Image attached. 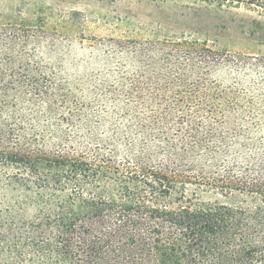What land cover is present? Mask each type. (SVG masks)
<instances>
[{"label":"trees","instance_id":"trees-1","mask_svg":"<svg viewBox=\"0 0 264 264\" xmlns=\"http://www.w3.org/2000/svg\"><path fill=\"white\" fill-rule=\"evenodd\" d=\"M36 16L0 23V264H264V53L126 25L70 75Z\"/></svg>","mask_w":264,"mask_h":264},{"label":"rangeland","instance_id":"rangeland-1","mask_svg":"<svg viewBox=\"0 0 264 264\" xmlns=\"http://www.w3.org/2000/svg\"><path fill=\"white\" fill-rule=\"evenodd\" d=\"M36 15L46 23L45 32L38 31V55L64 74L116 68L122 60L117 41L147 36L125 32L126 25L159 29L161 36L190 34L230 52L264 53V15L243 7L189 0H0V23L23 17L36 29Z\"/></svg>","mask_w":264,"mask_h":264}]
</instances>
